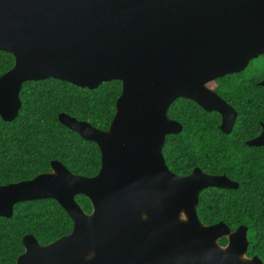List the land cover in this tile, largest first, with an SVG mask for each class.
Returning <instances> with one entry per match:
<instances>
[{
  "label": "water",
  "instance_id": "1",
  "mask_svg": "<svg viewBox=\"0 0 264 264\" xmlns=\"http://www.w3.org/2000/svg\"><path fill=\"white\" fill-rule=\"evenodd\" d=\"M0 50L14 57L0 76L7 122L19 114L27 81L122 84L107 130L58 116L98 145L97 175L73 174L55 160L50 172L0 186L1 217L19 202L51 198L74 224L47 245L25 235L16 264H264L247 255V226L205 225L197 214L204 189L238 183L199 168L179 176L163 155L167 135L183 128L168 116L177 98L218 112L220 129L233 130L237 112L208 84L264 54V0H0ZM247 144L264 145V124ZM78 195L91 201L90 213Z\"/></svg>",
  "mask_w": 264,
  "mask_h": 264
},
{
  "label": "trees",
  "instance_id": "2",
  "mask_svg": "<svg viewBox=\"0 0 264 264\" xmlns=\"http://www.w3.org/2000/svg\"><path fill=\"white\" fill-rule=\"evenodd\" d=\"M14 66L12 54L0 50V76ZM264 54L248 67L208 84L237 112L231 133L220 129L221 115L206 111L193 100L177 98L168 116L182 125L163 146L171 172L187 176L195 168L210 175H225L236 189L209 187L199 196L197 214L205 225L224 222L232 231L247 226L248 256L264 263V145H248L264 124ZM122 91L118 80L95 89L55 78L27 81L20 91L21 108L10 122L0 117V186L27 181L51 171V162L63 163L73 174L93 177L101 169L98 145L80 137L59 121L66 113L99 130H107ZM81 208L92 211L91 201L76 197ZM73 221L55 199L19 202L10 218L0 216V264H16L24 252L23 238L33 235L47 245L70 234ZM221 245L227 239H220Z\"/></svg>",
  "mask_w": 264,
  "mask_h": 264
},
{
  "label": "rangeland",
  "instance_id": "3",
  "mask_svg": "<svg viewBox=\"0 0 264 264\" xmlns=\"http://www.w3.org/2000/svg\"><path fill=\"white\" fill-rule=\"evenodd\" d=\"M263 68H264V66H262V67L260 66V67H259V71H262Z\"/></svg>",
  "mask_w": 264,
  "mask_h": 264
}]
</instances>
